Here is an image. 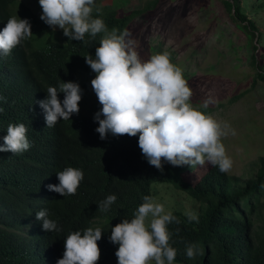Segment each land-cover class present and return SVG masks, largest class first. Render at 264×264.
Returning <instances> with one entry per match:
<instances>
[{
	"label": "trees",
	"instance_id": "obj_1",
	"mask_svg": "<svg viewBox=\"0 0 264 264\" xmlns=\"http://www.w3.org/2000/svg\"><path fill=\"white\" fill-rule=\"evenodd\" d=\"M255 1L257 5L252 12L264 8V0ZM157 2L146 0L142 8L126 14H120L119 8L110 2L96 5L102 9V19L109 30L115 27L123 31ZM221 2L231 18L240 22L257 43L262 40V32L246 12L253 6L248 0ZM12 16L29 20L33 35L19 47L27 48L28 59L41 58V61L33 65L35 73L0 94L4 97L0 101L3 108L0 144L9 123H23L31 144L19 154L0 153V264H56L63 255L67 235L88 227L102 230L97 241L100 249L97 264H117L118 245L109 240L111 227L122 219H132L143 202L142 197H154L163 183L194 199L193 209L199 221L189 222L182 211H172L180 220L179 224L168 225L172 233L170 243L176 249L174 262L264 264V156L252 162L256 174L251 177L224 173L208 163L192 168L165 163L164 171L160 172L142 156L138 136L109 134L100 139L95 131L98 122L93 119L100 104L89 115L73 114L71 120H60L47 127L45 119L36 113L38 90L72 81L81 72H93L83 56H95L100 35L94 39L86 36L87 43L68 40L62 30L53 31L40 16L22 5V0H0V30ZM251 59L256 69L253 84L257 80L264 84V61L258 64L254 54ZM63 95H58L61 101ZM66 167L79 168L84 176L75 195L62 197L45 188L43 180ZM110 194L117 199L109 211L103 212L98 204ZM40 209L48 210L49 218L57 222L60 231L42 229V222L35 217ZM189 245L198 250L194 259L186 256Z\"/></svg>",
	"mask_w": 264,
	"mask_h": 264
},
{
	"label": "clouds",
	"instance_id": "obj_2",
	"mask_svg": "<svg viewBox=\"0 0 264 264\" xmlns=\"http://www.w3.org/2000/svg\"><path fill=\"white\" fill-rule=\"evenodd\" d=\"M38 3L42 9L40 19L53 31L62 30L68 40L87 43L86 36L94 39L100 35L95 56H83L95 73L90 83L94 98L101 105L93 116L98 122L95 131L100 139H106L109 134L138 136L142 156L160 172L164 171L165 163L190 168L208 163L221 172L231 171L233 161L226 154L222 138L229 132L235 135V131L201 110L215 103L212 96L206 98L200 108L192 105V89L182 69L170 61L169 53L161 52L141 60L130 33L115 27L109 30L95 0H38ZM32 35L29 20L16 16L9 17L0 30V94L35 73L33 65L41 58L28 59L27 48L19 47ZM78 76L38 90L36 113L45 119L47 127L79 114L82 89L76 82ZM61 93L64 94L62 101L58 98ZM3 99L0 96V101ZM6 133L0 153L19 154L30 148L23 123H9ZM83 176L81 169L66 167L52 178L46 177L43 185L62 197L75 195ZM116 199L115 194H110L98 208L107 212ZM142 200L132 219H122L111 227L109 240L118 245L117 264H152L153 261L154 264H173L176 249L171 246L172 233L168 225L179 224L180 220L154 197L145 195ZM184 215L189 222H199L197 214L191 210ZM35 217L42 222L44 231H60L57 222L49 218L47 209L38 210ZM101 237L100 228L70 232L64 239L63 255L56 264H97L100 259L97 241ZM197 254L194 245L186 248L188 259H194Z\"/></svg>",
	"mask_w": 264,
	"mask_h": 264
},
{
	"label": "rangeland",
	"instance_id": "obj_3",
	"mask_svg": "<svg viewBox=\"0 0 264 264\" xmlns=\"http://www.w3.org/2000/svg\"><path fill=\"white\" fill-rule=\"evenodd\" d=\"M145 1L95 0V3L110 2L119 8L120 14H126L142 8ZM256 3L248 0L253 6L246 12L263 34L258 43L240 22L231 18L221 0H158L154 8L135 17L127 28L141 60L169 53L170 61L182 69L192 89L194 107L200 108L209 96L214 98L209 111L201 110L235 131V135L229 132L222 138V143L233 161L228 174L240 177L254 176L256 167L252 162L264 156V84L259 80L253 84L256 69L251 65L252 54L258 64L264 61V8L252 12ZM22 5L41 15L38 0H22ZM253 45H257L256 50ZM93 74L80 73L76 80L82 89L79 114L89 115L99 106L90 83ZM158 188L154 198L167 210L185 213L192 208L195 213L196 202L186 193L166 183Z\"/></svg>",
	"mask_w": 264,
	"mask_h": 264
}]
</instances>
